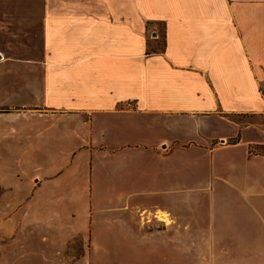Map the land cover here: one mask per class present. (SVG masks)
<instances>
[{
	"label": "crops",
	"instance_id": "1",
	"mask_svg": "<svg viewBox=\"0 0 264 264\" xmlns=\"http://www.w3.org/2000/svg\"><path fill=\"white\" fill-rule=\"evenodd\" d=\"M12 2L0 264H264V0Z\"/></svg>",
	"mask_w": 264,
	"mask_h": 264
},
{
	"label": "rangeland",
	"instance_id": "2",
	"mask_svg": "<svg viewBox=\"0 0 264 264\" xmlns=\"http://www.w3.org/2000/svg\"><path fill=\"white\" fill-rule=\"evenodd\" d=\"M36 6L16 4V3H0V61L5 60L7 58H11L16 62L22 61L24 57H37L38 56V37L33 36L31 32H27L24 34L22 24L24 13L32 11V8ZM160 33L162 32V25L156 24ZM162 34L159 37L158 46L161 45ZM239 122L242 123H260L264 125V115L262 114H241L235 117ZM258 151H263L264 144L260 145L256 148ZM51 150L53 152L63 151V150ZM18 151V150H17ZM16 151V152H17ZM18 153V152H17ZM26 169L28 171L33 170V164H27ZM17 177L20 179L23 177V169L22 166L16 167ZM32 181V179H31ZM27 183L20 181L19 189H23ZM1 190V187H0ZM23 197H14L8 198L9 204L12 205H20ZM104 197L98 196L93 197V204H100L103 202ZM43 211V212H42ZM40 213L44 215L45 219H47V215L45 214L47 209H43ZM51 232L49 231L48 236H50ZM48 249H50L48 247ZM4 255H7V250L4 251Z\"/></svg>",
	"mask_w": 264,
	"mask_h": 264
},
{
	"label": "trees",
	"instance_id": "3",
	"mask_svg": "<svg viewBox=\"0 0 264 264\" xmlns=\"http://www.w3.org/2000/svg\"><path fill=\"white\" fill-rule=\"evenodd\" d=\"M161 43V45H162V41L160 42ZM161 45L160 46H158L159 48H161ZM262 115H264V114H262Z\"/></svg>",
	"mask_w": 264,
	"mask_h": 264
},
{
	"label": "built area",
	"instance_id": "4",
	"mask_svg": "<svg viewBox=\"0 0 264 264\" xmlns=\"http://www.w3.org/2000/svg\"><path fill=\"white\" fill-rule=\"evenodd\" d=\"M263 151H264V149H263Z\"/></svg>",
	"mask_w": 264,
	"mask_h": 264
}]
</instances>
